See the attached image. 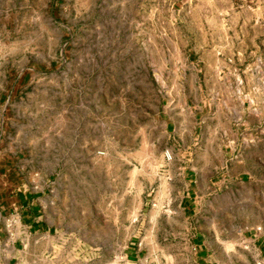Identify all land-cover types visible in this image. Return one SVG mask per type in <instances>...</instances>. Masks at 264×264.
<instances>
[{
	"label": "rangeland",
	"instance_id": "374dc122",
	"mask_svg": "<svg viewBox=\"0 0 264 264\" xmlns=\"http://www.w3.org/2000/svg\"><path fill=\"white\" fill-rule=\"evenodd\" d=\"M189 52L199 78L243 80L252 96L222 151L238 236L264 202V0H0V211L44 188L54 263L126 264L136 241L142 264H192L183 185L165 175L191 136L164 132L154 81ZM226 202L201 216L223 235Z\"/></svg>",
	"mask_w": 264,
	"mask_h": 264
},
{
	"label": "crops",
	"instance_id": "0c3cea01",
	"mask_svg": "<svg viewBox=\"0 0 264 264\" xmlns=\"http://www.w3.org/2000/svg\"><path fill=\"white\" fill-rule=\"evenodd\" d=\"M199 60L189 52L185 62H176L163 78L158 75L154 79L159 88L157 116L164 123V132L191 136L189 143L180 144V150L184 151L183 165H172L165 171L169 182L183 185L174 199L179 213L187 220V231L192 232L188 241L191 261L192 264H264V202L259 217L247 223L236 236L233 210L237 180L229 174L228 156L222 152L234 142L240 130L234 123L244 118L252 96L246 93L243 80L221 78L214 71L211 74L215 77L199 78L202 73ZM203 135L215 139L202 142ZM197 151L207 152L203 164L196 161ZM220 157L224 161L219 162L220 168L226 173L215 181ZM45 191L23 186L12 197L15 208L8 207L9 217H3L4 209H1L4 222L0 224V264H56L42 253L54 245ZM216 199H227L223 205L232 214L227 235L219 233L214 221L201 217L213 212L212 200ZM141 254L136 241H131L124 252L126 264H142Z\"/></svg>",
	"mask_w": 264,
	"mask_h": 264
},
{
	"label": "built area",
	"instance_id": "2783aa9c",
	"mask_svg": "<svg viewBox=\"0 0 264 264\" xmlns=\"http://www.w3.org/2000/svg\"><path fill=\"white\" fill-rule=\"evenodd\" d=\"M166 157L167 159H170V156L168 155V153H166ZM120 263H124V260H121Z\"/></svg>",
	"mask_w": 264,
	"mask_h": 264
}]
</instances>
